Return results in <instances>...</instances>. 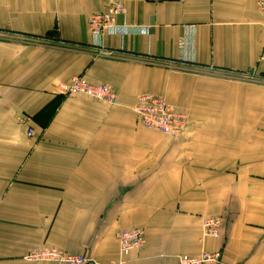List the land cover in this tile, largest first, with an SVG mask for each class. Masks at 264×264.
I'll return each instance as SVG.
<instances>
[{
    "label": "crops",
    "instance_id": "obj_1",
    "mask_svg": "<svg viewBox=\"0 0 264 264\" xmlns=\"http://www.w3.org/2000/svg\"><path fill=\"white\" fill-rule=\"evenodd\" d=\"M258 0H0V264L43 247L88 264H179L220 251L264 264V16ZM127 15L97 49L92 14ZM81 76L117 106L65 97ZM187 117L179 137L145 128L140 96ZM33 128L36 135L29 137ZM220 218L218 239L202 221ZM145 246L121 254L117 235Z\"/></svg>",
    "mask_w": 264,
    "mask_h": 264
},
{
    "label": "built area",
    "instance_id": "obj_2",
    "mask_svg": "<svg viewBox=\"0 0 264 264\" xmlns=\"http://www.w3.org/2000/svg\"><path fill=\"white\" fill-rule=\"evenodd\" d=\"M257 10L264 16V0H258ZM127 11L121 4H116L106 12L92 14L88 19L90 34L96 38L94 46L103 50L102 39L111 34L124 36L128 33L125 26H116L119 16H126ZM264 27V21L262 23ZM264 60V59H263ZM58 91L65 97L86 96L90 99L102 102L108 106H117L120 96L113 88L101 84H94L84 77H73L69 82L61 83ZM133 111L138 116L142 125L164 136L179 137L187 125V117L176 110L167 100L161 96L145 94L137 100ZM29 137H35L33 128L27 131ZM222 220L220 218H208L202 221V238L218 239ZM117 239L120 253L128 254L132 250L143 249L146 243L145 232L141 228L121 230ZM29 262H52L55 264H88L89 259L84 254H70L58 249L43 247L34 250L25 256ZM223 256L220 251L204 252L203 254L190 257H179V264H222ZM106 264H123L121 262H109Z\"/></svg>",
    "mask_w": 264,
    "mask_h": 264
}]
</instances>
